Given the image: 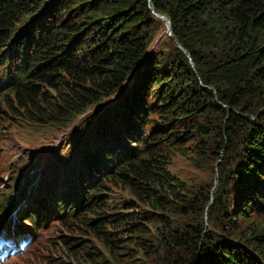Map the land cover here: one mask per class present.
Returning a JSON list of instances; mask_svg holds the SVG:
<instances>
[{"label": "trees", "instance_id": "obj_1", "mask_svg": "<svg viewBox=\"0 0 264 264\" xmlns=\"http://www.w3.org/2000/svg\"><path fill=\"white\" fill-rule=\"evenodd\" d=\"M152 11L188 55L168 37L170 49L149 50L163 27ZM0 72V101L13 95L50 123L117 94L104 109L112 146L97 143L104 171L84 182L93 188L103 175L126 185L160 225L109 214V205L93 211L108 192L93 188L81 209L97 216L102 252L86 253L87 264H264V0H0ZM174 153L194 166L217 159L214 190L170 172ZM57 202L28 217L31 234L50 216L63 222L67 205ZM109 224L127 226L136 248L117 251Z\"/></svg>", "mask_w": 264, "mask_h": 264}, {"label": "rangeland", "instance_id": "obj_2", "mask_svg": "<svg viewBox=\"0 0 264 264\" xmlns=\"http://www.w3.org/2000/svg\"><path fill=\"white\" fill-rule=\"evenodd\" d=\"M157 19L163 23V27L155 33L149 50L164 53L162 49L165 47L170 49L171 39L165 22ZM143 64L139 70L143 68ZM116 100L117 94L88 108L71 122L63 124L40 119L35 112L26 110L13 95L9 104L0 101V234L7 232L8 225L16 223L18 226H15L16 228L24 235L30 236V241L21 251L15 256L5 257L1 264H87L86 253L96 252L101 255L103 235L97 232L96 225L92 221L97 216L90 211L84 215L81 206L85 203V197L92 195L91 192H87L89 187L84 180L95 174L96 167L101 168V172L104 171L102 163L96 159L97 143L107 148L112 146L110 141H105L109 131L104 123V109ZM86 164L89 173L86 176L87 173L83 175L79 172L82 192L78 202H75L66 196L67 192L73 191L76 183L68 179L69 183L60 188L52 176L74 175L77 169L84 170ZM217 165V159L207 157L201 160L198 166H194L185 157L174 153L169 170L189 186L202 185L201 187L208 188L212 184L211 191H213L217 183ZM72 171L74 173L71 174ZM47 176L52 181L49 185L45 183ZM71 179H74V176H71ZM101 184L108 188L105 194L107 203L98 205L95 196L90 207L93 211L100 206L109 205L107 207L111 206V209L107 210L109 214L131 215L133 222H138L147 228L155 229L160 225L159 214L151 213L149 211L152 210H147L146 206L138 204L126 185L116 183L115 186L108 178ZM54 201L64 202L67 205L63 222L58 221L62 218L61 214L50 216L44 223L41 221L31 234L29 230L31 226L26 222L28 217L33 214L37 219H41V216L50 214L52 208H55ZM211 202L210 199L202 212V223L206 228H208V211ZM74 211L75 217H72ZM147 211L149 213H146ZM66 225H69V228ZM125 227L127 226L122 224L117 227L106 225L107 230L116 232L114 238L120 240L116 244L117 251L127 246L133 250L137 246V240L133 238L134 234ZM122 260L121 256L119 263L116 264H141L140 261L122 262ZM145 264L157 263L146 261Z\"/></svg>", "mask_w": 264, "mask_h": 264}, {"label": "bare ground", "instance_id": "obj_3", "mask_svg": "<svg viewBox=\"0 0 264 264\" xmlns=\"http://www.w3.org/2000/svg\"><path fill=\"white\" fill-rule=\"evenodd\" d=\"M86 168L82 171V170H79V169H77L76 171H75V173L72 171L71 172V174L72 173H74V175H68V174H66L64 177H57L58 175H53L52 177H53V180H55L57 183H58V185H59V187L61 188H63L64 186H66L67 185V183H69V180L68 179H70V180H72V181H74L75 183H76V186H75V188H73V191H70V192H67V198L68 199H70V200H73V201H75V202H78V199L80 198V196H81V189H80V183H79V181H80V178H79V172H82V174L83 175H85L86 173ZM59 171H61V170H59ZM84 172V173H83ZM88 174H86V176H87ZM71 176H74V179H71ZM51 179H50V177L49 176H47V181H45V183L47 184V185H49V184H51ZM7 204V203H6ZM26 213H28L27 211H26ZM15 226H17V224L16 223H14L13 225H8L7 227L8 228H11V227H13V228H16ZM18 227V226H17ZM28 253V252H27Z\"/></svg>", "mask_w": 264, "mask_h": 264}, {"label": "water", "instance_id": "obj_4", "mask_svg": "<svg viewBox=\"0 0 264 264\" xmlns=\"http://www.w3.org/2000/svg\"><path fill=\"white\" fill-rule=\"evenodd\" d=\"M152 13H153V15H154L155 17H157V18H159V19H161V20H163V21L165 22V25H166L167 31H168V33H169V38H170L175 44H177V42H176V41L174 40V38L171 36L170 23H169V21H168L164 16L158 15V14L154 13L153 11H152ZM177 45H178V44H177ZM178 48H179L183 53L187 54V52H186L184 49H182L179 45H178ZM187 55H188V54H187ZM137 72H138V68L135 70L134 74L132 75V78L135 77V75H136ZM101 177H102V176H100V177L98 178L97 181H99V180L101 179ZM96 183H97V182H96ZM96 183H95V184H96ZM91 188H92V187L89 186V189H91Z\"/></svg>", "mask_w": 264, "mask_h": 264}, {"label": "flooded vegetation", "instance_id": "obj_5", "mask_svg": "<svg viewBox=\"0 0 264 264\" xmlns=\"http://www.w3.org/2000/svg\"><path fill=\"white\" fill-rule=\"evenodd\" d=\"M101 176H102L101 179L99 181H97V183L94 185L93 188H98V187L102 186L101 183L104 180V176L103 175H101ZM93 188L87 189V192H89V193L92 192Z\"/></svg>", "mask_w": 264, "mask_h": 264}]
</instances>
